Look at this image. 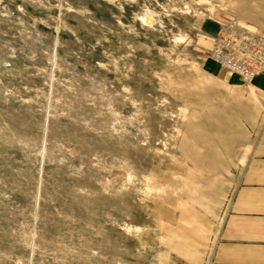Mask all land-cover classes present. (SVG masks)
<instances>
[{
  "label": "rangeland",
  "instance_id": "obj_1",
  "mask_svg": "<svg viewBox=\"0 0 264 264\" xmlns=\"http://www.w3.org/2000/svg\"><path fill=\"white\" fill-rule=\"evenodd\" d=\"M263 4L1 0L0 264H209L264 101L203 63Z\"/></svg>",
  "mask_w": 264,
  "mask_h": 264
},
{
  "label": "crops",
  "instance_id": "obj_2",
  "mask_svg": "<svg viewBox=\"0 0 264 264\" xmlns=\"http://www.w3.org/2000/svg\"><path fill=\"white\" fill-rule=\"evenodd\" d=\"M261 7L264 9V4ZM238 21L243 27L264 36V18L243 16ZM204 29L213 34L219 30L207 26ZM218 38L214 39L213 49ZM203 65L212 74L235 86H242L239 76L220 69L212 60L204 61ZM244 85L264 101V72L256 76L249 86ZM209 264H264V123L225 216Z\"/></svg>",
  "mask_w": 264,
  "mask_h": 264
},
{
  "label": "built area",
  "instance_id": "obj_3",
  "mask_svg": "<svg viewBox=\"0 0 264 264\" xmlns=\"http://www.w3.org/2000/svg\"><path fill=\"white\" fill-rule=\"evenodd\" d=\"M213 59L249 85L256 76L264 72V38L241 41L239 45L223 42L214 51Z\"/></svg>",
  "mask_w": 264,
  "mask_h": 264
},
{
  "label": "bare ground",
  "instance_id": "obj_4",
  "mask_svg": "<svg viewBox=\"0 0 264 264\" xmlns=\"http://www.w3.org/2000/svg\"><path fill=\"white\" fill-rule=\"evenodd\" d=\"M4 10V12H6V10L10 11V8L8 6L5 5H1V0H0V12ZM21 8H18V11H21ZM13 12H15L13 10ZM17 12V11H16ZM3 15L7 16V13H2ZM146 23H152V20L149 17H146L144 20ZM151 25V24H150ZM228 42H234V44L239 45V43H241V41L243 42H249L252 39H259V38H264V36L257 34L255 32H252L250 30H247L246 28L242 27L239 24H232L229 25L227 27H225V29H223V32L220 34L218 41H217V45L215 46L214 49H212L211 51V55L213 57L214 51L219 49V47L222 46L223 42L227 43L225 40ZM238 42V43H237ZM243 46V45H242ZM218 63V62H217ZM219 64V63H218ZM221 65V64H220ZM222 66V65H221ZM224 67V66H222ZM225 68V67H224ZM226 70H228L227 68H225ZM229 71V70H228ZM230 73L238 76L236 73H233L231 71H229ZM241 79V78H240ZM241 81L248 86L247 83H245L242 79Z\"/></svg>",
  "mask_w": 264,
  "mask_h": 264
}]
</instances>
